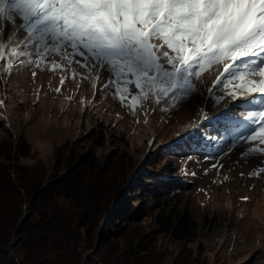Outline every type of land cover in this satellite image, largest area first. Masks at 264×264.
Returning a JSON list of instances; mask_svg holds the SVG:
<instances>
[{"label":"rangeland","instance_id":"374dc122","mask_svg":"<svg viewBox=\"0 0 264 264\" xmlns=\"http://www.w3.org/2000/svg\"><path fill=\"white\" fill-rule=\"evenodd\" d=\"M61 74L49 68L17 72L7 79L6 96L5 87L0 85V99L5 100V105H0V149L10 139L25 151L19 158L15 151L12 153L13 167L41 160L52 169L56 150L63 145L60 174L65 173L72 155L80 152L93 151L96 161L103 164L97 211L105 208V213L92 228L94 232L85 233L86 226L79 230V264H118L120 258L129 259L122 249L134 231L154 229L152 213L157 195L152 187L163 172L184 181L178 184L183 205L199 221V238L188 248L211 264H264V173L255 174L264 167V154L249 151L264 145L234 142L236 131H247L245 118L239 114L244 110L243 101L233 102L219 88L210 97L208 89L213 86L215 70L202 75L204 83L194 81L199 94H193L178 110L170 109L171 102L156 106L147 117V125L143 123L144 110L136 116L130 114L129 107L114 95L115 86L97 92L87 79L73 80L69 72L57 93L54 89L60 87ZM108 79L105 73L97 88ZM214 97L224 99L216 102ZM126 103H131L130 98ZM201 109H206V119ZM235 121L241 122L239 128ZM191 124L197 127L190 129ZM160 184L169 190L165 181ZM124 207L129 217L141 212L140 217L122 219ZM115 210L119 218L110 220ZM27 211L25 207L24 213ZM161 237L162 243L175 252L182 246L166 235ZM13 242L15 246L7 256L0 253V264H19L24 252L19 233Z\"/></svg>","mask_w":264,"mask_h":264},{"label":"snow or ice","instance_id":"6c2138e0","mask_svg":"<svg viewBox=\"0 0 264 264\" xmlns=\"http://www.w3.org/2000/svg\"><path fill=\"white\" fill-rule=\"evenodd\" d=\"M0 67L5 96L7 79L25 69L60 70L57 93L71 72L97 92L115 86L130 114L144 110L145 125L156 106L189 102L199 94L194 81L215 70L210 97L219 88L243 101L247 131H236L234 142L264 145V0H0ZM200 114L207 118L206 109Z\"/></svg>","mask_w":264,"mask_h":264},{"label":"trees","instance_id":"16d2710c","mask_svg":"<svg viewBox=\"0 0 264 264\" xmlns=\"http://www.w3.org/2000/svg\"><path fill=\"white\" fill-rule=\"evenodd\" d=\"M63 147L56 150L52 169L41 160L33 165L17 163L13 167L12 153L15 151L19 158L25 151L10 139L0 149V253L8 255L15 246L14 236L19 233L24 250L19 264H79L76 250L82 237L79 230L86 226L85 233L94 232L92 228L105 213V208L97 211L103 164L96 161L93 151L80 152L75 157L72 155L65 173L60 174ZM166 173L159 174L158 183L152 187L157 195L152 213L154 229L135 230L122 249L129 259L120 258L118 264H211L201 253L187 247L199 238V221L183 205L178 184L184 181ZM163 181L169 190L160 184ZM126 208L122 219L134 221L133 218L140 217L141 212L129 217ZM116 210L110 220L117 217ZM161 234L181 243L178 252L162 243Z\"/></svg>","mask_w":264,"mask_h":264},{"label":"bare ground","instance_id":"6f19581e","mask_svg":"<svg viewBox=\"0 0 264 264\" xmlns=\"http://www.w3.org/2000/svg\"><path fill=\"white\" fill-rule=\"evenodd\" d=\"M260 163V162H259ZM233 177V176H232Z\"/></svg>","mask_w":264,"mask_h":264}]
</instances>
